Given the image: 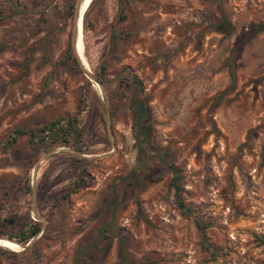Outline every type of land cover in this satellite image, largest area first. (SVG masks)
Here are the masks:
<instances>
[{"label":"rangeland","instance_id":"374dc122","mask_svg":"<svg viewBox=\"0 0 264 264\" xmlns=\"http://www.w3.org/2000/svg\"><path fill=\"white\" fill-rule=\"evenodd\" d=\"M7 237L0 264H264V0H0Z\"/></svg>","mask_w":264,"mask_h":264},{"label":"trees","instance_id":"16d2710c","mask_svg":"<svg viewBox=\"0 0 264 264\" xmlns=\"http://www.w3.org/2000/svg\"><path fill=\"white\" fill-rule=\"evenodd\" d=\"M122 19L123 18L121 17V20ZM222 24H227L225 19H223V18L221 20V23H219V25L221 26ZM226 26L228 27V25H226ZM229 32L230 31H226V34H228ZM67 49L69 50L70 47L68 46ZM73 50H74V46H73ZM129 109H130L136 123H140L141 121L145 120V118L147 116L146 106L143 103V101L139 97H137L136 95L131 98V100L129 102ZM60 121L61 120H57L55 122H52L49 125L42 127V129L38 130L40 137L37 138V141L42 144V143H45L47 137H51L50 142H55L56 140L60 139L64 135V133L68 132L69 130H72V123L71 122H68L67 127H64V126L59 124ZM14 136H28L31 139L36 138V135L34 133L25 132L22 130H16L14 132ZM11 141L14 142L15 137H12ZM166 168L172 175L171 186L175 190L174 197H175V201H176L178 209L181 211L182 214L189 213V210L184 208L182 200H181L179 193H178L179 189L176 185V181L178 180V175H177L176 169L171 164L166 165ZM8 222L10 224H13V222L10 219L8 220ZM194 226L198 230V232L201 236V239L203 240L204 236H203V232H202L203 231L202 227L199 225V223L196 220H194ZM38 231H39V229L37 227L33 226L31 228L29 234L23 235L22 238L19 240H16V242L21 243V244H25L30 238L35 236L38 233ZM7 239H5V240H7L9 243L7 241H3V240H0V241H1V243L3 242V244L5 243V245L6 244L16 245L15 242L11 241L12 238L7 237ZM204 248L207 249L209 247L207 245H205Z\"/></svg>","mask_w":264,"mask_h":264},{"label":"water","instance_id":"95a60500","mask_svg":"<svg viewBox=\"0 0 264 264\" xmlns=\"http://www.w3.org/2000/svg\"><path fill=\"white\" fill-rule=\"evenodd\" d=\"M77 10V9H76ZM75 18H76V12H75V16H74V21H75ZM72 34H73V38L71 40V46L73 47V43H74V35H75V24L73 25V28H72Z\"/></svg>","mask_w":264,"mask_h":264},{"label":"bare ground","instance_id":"6f19581e","mask_svg":"<svg viewBox=\"0 0 264 264\" xmlns=\"http://www.w3.org/2000/svg\"><path fill=\"white\" fill-rule=\"evenodd\" d=\"M76 31L78 32V29L76 28ZM79 33V32H78ZM77 41H78V39H77ZM76 46H77V42H76Z\"/></svg>","mask_w":264,"mask_h":264}]
</instances>
